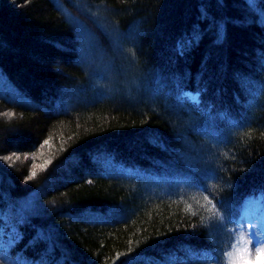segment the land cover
Returning <instances> with one entry per match:
<instances>
[{
  "label": "trees",
  "instance_id": "obj_1",
  "mask_svg": "<svg viewBox=\"0 0 264 264\" xmlns=\"http://www.w3.org/2000/svg\"><path fill=\"white\" fill-rule=\"evenodd\" d=\"M256 20L246 0H0V264H227L237 231L204 196L237 217L264 198Z\"/></svg>",
  "mask_w": 264,
  "mask_h": 264
},
{
  "label": "snow or ice",
  "instance_id": "obj_2",
  "mask_svg": "<svg viewBox=\"0 0 264 264\" xmlns=\"http://www.w3.org/2000/svg\"><path fill=\"white\" fill-rule=\"evenodd\" d=\"M247 6L249 9L253 10L257 16L256 23L259 24L261 27H264V10H258L257 9V0H246ZM202 15L207 17V11H203ZM194 34L193 39H195ZM218 35H223V28L221 26H218ZM0 79H2V76H0ZM184 95H191V100L194 104L198 105L200 103L199 99V92L195 93H184ZM224 115V114H221ZM45 144L48 143L46 140L44 142ZM0 159H9V157H0ZM36 175L35 171L31 173L30 176L26 177L27 179H32ZM206 175H211L210 173ZM207 191V188L204 189ZM204 199L208 201L209 204H213V208L216 210L214 212V217L219 216L222 220H224L228 224L235 225V230L240 232H247V241H246V248L251 247L255 250L256 257H264V247H260L259 245L264 244V230H261L260 227L257 226L255 221L253 219L248 218L245 216L237 217L235 216L230 208L226 206L223 202H221L218 198L213 197V199H209V195H205ZM213 200L216 202L213 203ZM213 222H216L213 220ZM264 223V222H262ZM229 235H231V232H229ZM243 239V238H242ZM16 242V237H13L11 240L7 242V245L4 244V241L0 239V247H7L11 246ZM229 246L234 247L235 245L229 244ZM222 253H218L217 259L219 260V257ZM246 264H252V262L246 261Z\"/></svg>",
  "mask_w": 264,
  "mask_h": 264
},
{
  "label": "rangeland",
  "instance_id": "obj_3",
  "mask_svg": "<svg viewBox=\"0 0 264 264\" xmlns=\"http://www.w3.org/2000/svg\"><path fill=\"white\" fill-rule=\"evenodd\" d=\"M110 36L112 38V44L115 46L117 44L116 34L111 30ZM81 39H87L85 36H81ZM126 173V172H125ZM247 216L253 219L261 230H264V198L262 197H252L247 199L242 206L241 216ZM235 230V226H234ZM243 238V239H242ZM247 232L237 231L236 237L233 239L232 245L230 246L228 252L226 253V263L227 264H246V261H251L252 264H264V257H256L255 250L251 247L246 248ZM264 247V244L259 245ZM4 249L6 247H3ZM213 262V261H210Z\"/></svg>",
  "mask_w": 264,
  "mask_h": 264
}]
</instances>
